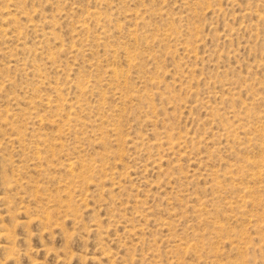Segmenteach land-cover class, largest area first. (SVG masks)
<instances>
[{
    "label": "rangeland",
    "instance_id": "obj_1",
    "mask_svg": "<svg viewBox=\"0 0 264 264\" xmlns=\"http://www.w3.org/2000/svg\"><path fill=\"white\" fill-rule=\"evenodd\" d=\"M0 264H264V0H0Z\"/></svg>",
    "mask_w": 264,
    "mask_h": 264
},
{
    "label": "bare ground",
    "instance_id": "obj_2",
    "mask_svg": "<svg viewBox=\"0 0 264 264\" xmlns=\"http://www.w3.org/2000/svg\"><path fill=\"white\" fill-rule=\"evenodd\" d=\"M71 118V117H70ZM74 122V121H73ZM77 123V122H76ZM71 165V164H70Z\"/></svg>",
    "mask_w": 264,
    "mask_h": 264
}]
</instances>
